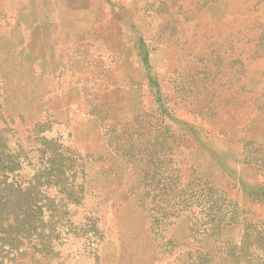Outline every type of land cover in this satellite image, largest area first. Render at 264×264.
I'll return each instance as SVG.
<instances>
[{
	"label": "rangeland",
	"instance_id": "rangeland-1",
	"mask_svg": "<svg viewBox=\"0 0 264 264\" xmlns=\"http://www.w3.org/2000/svg\"><path fill=\"white\" fill-rule=\"evenodd\" d=\"M6 190L0 264H264V0H0Z\"/></svg>",
	"mask_w": 264,
	"mask_h": 264
},
{
	"label": "trees",
	"instance_id": "trees-1",
	"mask_svg": "<svg viewBox=\"0 0 264 264\" xmlns=\"http://www.w3.org/2000/svg\"><path fill=\"white\" fill-rule=\"evenodd\" d=\"M140 43H144V40H142V38L140 39ZM148 54L145 55V58L147 59ZM146 61V60H145ZM31 190V187H28L27 192L29 193ZM6 194L4 196L0 195V201H1V205L6 206V207H10L11 206V202H12V196L13 193L10 190H6ZM23 205H19V208L21 209V212L26 213L28 210H24L22 208ZM28 206V205H27ZM224 215L222 216H218L216 219V222L213 223V226H211V228H215V227H219L221 225H225V224H230V223H237L240 222V220L237 219V217L230 215L229 217L227 216L228 212L223 213ZM24 221V219H23ZM12 239L10 236L8 238L7 244L10 248H15V245H12ZM243 240L241 241L242 244Z\"/></svg>",
	"mask_w": 264,
	"mask_h": 264
},
{
	"label": "crops",
	"instance_id": "crops-1",
	"mask_svg": "<svg viewBox=\"0 0 264 264\" xmlns=\"http://www.w3.org/2000/svg\"><path fill=\"white\" fill-rule=\"evenodd\" d=\"M75 14H80L81 12L80 11H74ZM38 28V25L35 26V29Z\"/></svg>",
	"mask_w": 264,
	"mask_h": 264
}]
</instances>
